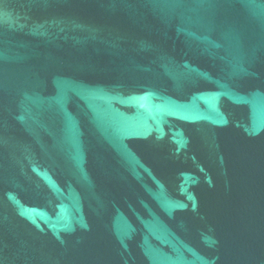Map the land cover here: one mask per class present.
<instances>
[{
  "label": "water",
  "instance_id": "obj_1",
  "mask_svg": "<svg viewBox=\"0 0 264 264\" xmlns=\"http://www.w3.org/2000/svg\"><path fill=\"white\" fill-rule=\"evenodd\" d=\"M0 264H264V0H0Z\"/></svg>",
  "mask_w": 264,
  "mask_h": 264
}]
</instances>
